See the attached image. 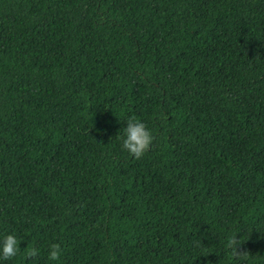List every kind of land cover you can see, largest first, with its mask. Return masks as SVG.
I'll return each instance as SVG.
<instances>
[{
	"label": "trees",
	"instance_id": "trees-1",
	"mask_svg": "<svg viewBox=\"0 0 264 264\" xmlns=\"http://www.w3.org/2000/svg\"><path fill=\"white\" fill-rule=\"evenodd\" d=\"M10 231L3 264H264V0H0Z\"/></svg>",
	"mask_w": 264,
	"mask_h": 264
},
{
	"label": "clouds",
	"instance_id": "clouds-1",
	"mask_svg": "<svg viewBox=\"0 0 264 264\" xmlns=\"http://www.w3.org/2000/svg\"><path fill=\"white\" fill-rule=\"evenodd\" d=\"M150 130L145 124L135 116H129L124 122L120 133V147L133 157H139L143 154L151 140ZM22 240L14 232H5L0 234V264L14 257L21 248L19 242ZM245 239H240L237 233L229 234L225 244L230 250L233 257H244L247 255L246 250H239V246ZM38 249L28 246L24 249L27 256H35L38 254ZM62 249L56 243L49 246L47 259L52 264L59 259ZM194 258V257H193Z\"/></svg>",
	"mask_w": 264,
	"mask_h": 264
}]
</instances>
